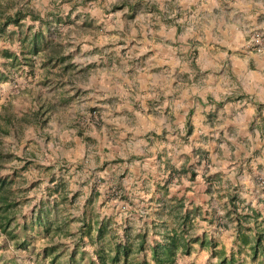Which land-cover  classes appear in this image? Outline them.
Returning a JSON list of instances; mask_svg holds the SVG:
<instances>
[{
    "label": "rangeland",
    "instance_id": "obj_1",
    "mask_svg": "<svg viewBox=\"0 0 264 264\" xmlns=\"http://www.w3.org/2000/svg\"><path fill=\"white\" fill-rule=\"evenodd\" d=\"M171 1L177 3L0 0V24L16 10L26 14L18 24H8L0 33V127L5 131L0 135V146L6 153L0 173L12 179L15 193L9 230L0 232V264H66L69 254L75 264H87L97 246L88 240L95 234L96 221L107 223L99 241L105 247L106 241L112 246L109 234L118 238L124 231L131 237L145 231L149 245L162 230L158 220L165 219L167 227L177 226L179 219L166 215L168 208L179 218L188 212L183 227L187 229L189 248L187 254L177 257V263L212 264L219 251L234 253L238 245L234 242L235 216L228 198L235 197L238 212L247 206L264 212V135H259L257 143L240 136V141H225L223 147L229 155H224L219 146L215 151L218 157L212 158L210 153L217 142L211 132L217 121L207 118L179 131L172 115L167 130L162 128L143 140L135 126H128L127 132L121 126L99 139L89 134L91 129H102L97 101L89 104L87 93L79 87L88 85L89 76L108 71L107 75L114 73L116 83H120L119 78L127 71L128 79L137 82L148 78L150 72L160 73V65L170 66L165 59L173 61L172 56L180 55L185 67L190 68L189 60L199 47L197 36L203 37L205 32L194 22L188 23L191 11L177 14ZM36 32L40 36L33 51L30 41ZM177 35L183 37L179 46ZM50 47H60L62 61L47 59ZM12 54L16 60H11ZM205 54H209L207 50ZM191 81L185 76L183 82L189 87ZM195 84L204 86L205 81ZM92 111L95 116L89 119ZM189 118L186 115V123ZM233 147L239 152L236 159ZM95 152L102 155L101 161ZM151 155H155L156 169L147 176L144 161ZM222 159L230 163L229 169L236 175L253 172L255 185L186 184L197 170L204 180L203 174L213 167L210 164L219 165ZM58 182L63 185V200L59 201L56 194L48 192ZM47 200L54 203L51 216L64 225V233L48 239L40 228L27 225L22 231L21 223L28 222L35 205ZM161 204L165 209L160 214ZM81 220L90 223V236L77 241ZM249 225L241 226L246 235ZM23 238L25 247L14 243ZM49 244L57 245L52 251V255H58L54 260H50L52 255L42 256V247ZM246 252L244 248L235 254L234 264L246 262ZM129 258L132 264L143 258L150 262L149 249L133 252Z\"/></svg>",
    "mask_w": 264,
    "mask_h": 264
},
{
    "label": "crops",
    "instance_id": "obj_2",
    "mask_svg": "<svg viewBox=\"0 0 264 264\" xmlns=\"http://www.w3.org/2000/svg\"><path fill=\"white\" fill-rule=\"evenodd\" d=\"M176 1V4L171 3L176 6L177 14L191 11L188 23L194 22V26L205 32L203 37L197 36L199 47L196 56L189 60L190 68L185 67L180 55L172 56L173 61L165 59V64L168 66L170 62V66L161 68L163 65H160V73L150 72L148 78L137 82L128 79L127 71L119 78L120 83H116L118 77L110 71L109 75L108 71H103L98 77L89 76L88 85L79 87L87 93V99L91 100L89 104L97 101L102 113V129H91L89 134L99 139L100 135L116 132L121 126L124 132L130 130L128 126H135L143 140L162 128L167 130L172 115L180 126L179 131L184 126H197L198 121L207 118L217 121L211 132L217 144L210 157H218L215 151L219 146L228 156L227 148L223 147L225 141H240V136L257 143L259 135H264V53L251 52L244 47L251 33L264 31V0ZM178 25L181 27L182 24ZM176 41L179 46L183 37L177 35ZM185 76L194 80L189 87L183 82ZM201 80L205 81L204 86L195 84ZM158 96H161L160 101L155 102ZM186 115L190 116L187 123ZM155 123L159 124L157 129ZM234 147L233 159H236L239 152ZM95 153L101 161L102 155ZM154 158L155 155H151L144 161L147 176L156 169ZM210 165L213 167L209 166L208 172L203 174L204 180L197 170L198 174L190 177L186 184L235 185L237 182L255 185L251 171L248 176L246 173L236 175L232 168L229 169L230 163L223 159L219 165L215 162Z\"/></svg>",
    "mask_w": 264,
    "mask_h": 264
},
{
    "label": "trees",
    "instance_id": "obj_3",
    "mask_svg": "<svg viewBox=\"0 0 264 264\" xmlns=\"http://www.w3.org/2000/svg\"><path fill=\"white\" fill-rule=\"evenodd\" d=\"M26 16L25 13L20 10H16L13 14L7 15L4 17L3 22L0 24V33L3 31L4 26L8 24H18V22ZM33 19L40 20L38 16L30 15ZM40 33L36 32L31 36L30 47L33 51H36V39H38ZM60 47H50L47 53L48 60L62 61L63 56L60 54ZM7 55L10 56L11 53L7 52ZM16 60V55L12 54V59ZM5 131L0 127V135ZM6 153L2 150L0 146V170L3 168V163L6 160ZM12 179L9 176L2 175L0 173V232H5L9 230L10 222L12 220L14 212V197L15 193L12 189ZM49 195L56 194V198L63 200V185L60 182L52 185L48 189ZM235 197L230 196L228 198V205L232 209L235 216V227L236 234L234 242L237 245L236 251L229 252L225 254L223 251H219L217 254V260L212 264H234V255L239 254L241 249H246L245 257L247 261H242L241 264H264V212L260 213L257 210L253 209L250 206H247L241 212L236 210L237 205H235ZM55 202V201H54ZM54 203L49 204L47 201H39L35 206L36 209L33 211V215L30 217L28 222L21 223L22 231H26L27 225L29 228H40L46 236L49 235L52 239V235H61L64 233V225L60 222H57V219H54L51 216V207ZM161 204L158 213H163L165 205ZM173 209H165L166 215L173 214V218L177 221V226L167 227L165 225V219L158 220L159 226L162 228L161 231L157 234V238L154 239L149 245H146L145 231L137 233L132 237L124 231L118 238L114 233L108 235L109 240H113L112 246H109V241H106L107 247L103 243L99 244V241L105 235L107 223H99L96 221L95 234L91 237H88L89 242L96 244V248L93 250V259L90 258L87 264H132V259L129 257L133 252L144 251L149 249V259L150 262L146 261L144 258L139 260L136 264H178L177 257L180 254H187L188 252V234L187 229L183 227L184 218H187L188 212L180 218L172 213ZM188 220V219H186ZM181 222V223H180ZM242 223H250L249 227L246 230L249 232L246 235L242 230ZM155 221H152L151 228L155 227ZM84 228L86 230H84ZM77 241H82L84 236H90V223H84V220L80 221L78 228ZM13 238V237H11ZM19 247H25L26 242L24 238L20 241H14ZM47 248V249H46ZM57 248V245H45L42 247V256L46 257L52 255V251ZM134 250V251H133ZM58 257L57 254H53L50 260H54ZM6 264H18L16 262H9ZM66 264H75L72 254H69ZM187 264H193L189 262Z\"/></svg>",
    "mask_w": 264,
    "mask_h": 264
},
{
    "label": "built area",
    "instance_id": "obj_4",
    "mask_svg": "<svg viewBox=\"0 0 264 264\" xmlns=\"http://www.w3.org/2000/svg\"><path fill=\"white\" fill-rule=\"evenodd\" d=\"M244 47L251 52L264 53V31H255L245 40ZM88 114V117H94L95 111Z\"/></svg>",
    "mask_w": 264,
    "mask_h": 264
}]
</instances>
